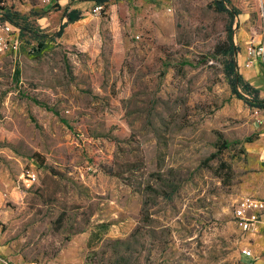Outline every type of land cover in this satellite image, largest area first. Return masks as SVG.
Returning <instances> with one entry per match:
<instances>
[{"label":"rangeland","instance_id":"rangeland-1","mask_svg":"<svg viewBox=\"0 0 264 264\" xmlns=\"http://www.w3.org/2000/svg\"><path fill=\"white\" fill-rule=\"evenodd\" d=\"M4 1L22 32L0 52V256L264 264L263 232L234 218L264 200V110L233 93L217 50L232 28L264 99V0H226L234 21L224 0H114L63 30L87 0Z\"/></svg>","mask_w":264,"mask_h":264},{"label":"built area","instance_id":"built-area-1","mask_svg":"<svg viewBox=\"0 0 264 264\" xmlns=\"http://www.w3.org/2000/svg\"><path fill=\"white\" fill-rule=\"evenodd\" d=\"M50 0H45L48 2ZM5 1L0 0V52L9 49V46L17 51L19 48L20 28L16 27L11 20H7L2 9ZM95 12H99L102 7L97 6ZM10 38V39H8ZM30 185L36 184L40 178L34 171H26L23 174ZM234 218L244 233H253L260 235L264 234V200L254 197H245L238 201L234 207ZM3 231L0 228V240L3 238ZM243 254L245 257H251L252 252L245 249ZM0 264H10L3 257L0 256Z\"/></svg>","mask_w":264,"mask_h":264},{"label":"trees","instance_id":"trees-1","mask_svg":"<svg viewBox=\"0 0 264 264\" xmlns=\"http://www.w3.org/2000/svg\"><path fill=\"white\" fill-rule=\"evenodd\" d=\"M87 1H93L98 6H105L114 0H87ZM226 2H227L226 0L219 2L217 8L220 12L228 13L232 18V20L234 21L237 18L238 13L229 10L226 6L227 4ZM65 13L66 14L64 15V19H66L67 22L61 26L62 30L67 26V24L76 23L83 18V13L78 10L76 11L68 10ZM13 24L16 26L15 23ZM217 50L220 54L229 58V62L227 63L225 70L230 79V84L232 86L233 93L237 96L238 99L243 100L249 106L259 110H264V99L260 98L258 89H255L249 83H247L243 78V76L240 75V73L238 72V62L236 60L238 54V48L235 46L233 41L232 28L229 30L227 43L224 44L223 46L218 47ZM241 89L243 90V92H241Z\"/></svg>","mask_w":264,"mask_h":264},{"label":"crops","instance_id":"crops-1","mask_svg":"<svg viewBox=\"0 0 264 264\" xmlns=\"http://www.w3.org/2000/svg\"><path fill=\"white\" fill-rule=\"evenodd\" d=\"M96 3L93 1H87V2H77L75 1V4L73 5V10H78V11H84L87 10L88 8H91L93 5ZM71 11V10H70ZM83 13V12H82Z\"/></svg>","mask_w":264,"mask_h":264}]
</instances>
